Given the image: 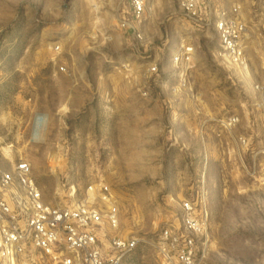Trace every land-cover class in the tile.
Segmentation results:
<instances>
[{
    "label": "rangeland",
    "instance_id": "obj_1",
    "mask_svg": "<svg viewBox=\"0 0 264 264\" xmlns=\"http://www.w3.org/2000/svg\"><path fill=\"white\" fill-rule=\"evenodd\" d=\"M147 1L139 22L129 0H0V173L28 161L59 207L108 185L120 226L98 227L104 246L140 240L123 264H166L155 239L188 199L209 211L201 264H264V0H200L201 20ZM234 5L246 66L219 56L216 11Z\"/></svg>",
    "mask_w": 264,
    "mask_h": 264
},
{
    "label": "built area",
    "instance_id": "obj_2",
    "mask_svg": "<svg viewBox=\"0 0 264 264\" xmlns=\"http://www.w3.org/2000/svg\"><path fill=\"white\" fill-rule=\"evenodd\" d=\"M129 2L131 16L142 22L148 1ZM180 3L189 19H202L200 0ZM206 6L208 10L210 3ZM216 12L219 56L237 66H246L249 34L241 6ZM194 54V45H184L174 62L190 66ZM61 69L65 71L64 67ZM236 122L237 119H230L228 124ZM95 193L98 203L84 200L71 206H54L44 200L28 161H20L12 172L0 173V264H37V254L49 258L52 264H123L140 240L112 235L104 246L98 227L107 224L117 230L120 212L108 185H101ZM181 216V228L166 227L157 236V251L166 264H201L199 239L207 233L208 207L205 203L199 207L198 202L188 199L182 203Z\"/></svg>",
    "mask_w": 264,
    "mask_h": 264
}]
</instances>
